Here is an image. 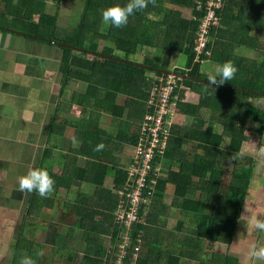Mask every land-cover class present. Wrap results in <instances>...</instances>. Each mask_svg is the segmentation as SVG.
Returning <instances> with one entry per match:
<instances>
[{
  "label": "trees",
  "instance_id": "1",
  "mask_svg": "<svg viewBox=\"0 0 264 264\" xmlns=\"http://www.w3.org/2000/svg\"><path fill=\"white\" fill-rule=\"evenodd\" d=\"M128 2L85 0L79 25L70 33L68 29L57 25L58 15L51 16L44 11H41L38 22L32 20L29 23V28L35 30L31 32L34 38L53 41L51 43L59 44L64 50V78L70 73L74 75L71 79L81 78L89 84L87 91L80 94L77 100L82 114L77 126L81 129L80 135L86 140L79 152L89 157L84 165L94 167V174L87 175L84 170L83 173L73 175L74 179L78 178L75 179L76 183L79 186L88 184L99 190L105 189L106 170L110 164L116 165L113 182L116 194L102 190L107 193L102 202L92 197L96 205L84 202L78 203L81 206H74L73 214L77 221L70 225L66 236L76 239L77 244L76 250L67 248L65 262H75L78 259L77 251L81 249L84 250L82 260L76 261V264H106L110 261L103 235L111 236L110 244H115L118 235L115 212L121 201L118 192L122 190L127 178V172L119 164L120 158L116 153L122 152L127 145L133 148L136 146L145 116L155 111V107L149 104L153 87L160 85V78L171 74L167 61L159 64L160 51L165 49L168 58L172 52L185 57L183 67L177 68L174 73L179 78L176 90L187 88L201 97L197 105L180 103L179 111L181 109L182 113L197 121L204 118L202 108L211 109L214 114L223 112L226 117L220 121L224 125L221 133L216 131L219 122L215 116L209 118L208 123L205 120L194 122L188 127L186 138H183L185 134L179 128L182 133H178L182 139H178L175 146L168 147L161 157L156 158V164L162 162V159L169 163L163 167V176L152 196V207L151 204L144 207L140 213L142 219L136 223V231L142 232L143 236L137 264H159L162 253L169 256L166 264H180L185 256L200 264H241L240 260L231 255H221L224 257L221 259L218 253H212L211 260L206 261L199 240L194 238L173 244L169 242L171 236L167 242H149L146 230L152 228L151 224H158L156 218L160 207L163 206L161 212H166L167 207L162 200L170 186H173L174 202L190 216L193 223L199 227L204 224H224L222 226L229 232L230 238L236 234L257 167V157L243 152L247 140L245 132L250 122L260 123L263 126L261 131L264 129V107L254 104V99L264 97V0H223L224 4L215 10L219 25L212 27L209 42L200 59H197L195 50L198 19L206 15L204 5L209 0H155L154 4L150 0L147 8L129 17L126 26H110L105 30L102 10L116 4L123 6ZM172 7L187 9L189 17ZM151 13L165 14L161 24L166 29L160 33L156 28L158 21L152 22L151 28L155 29L157 35L156 44L160 39L159 48L154 54L145 53L142 61L134 60L143 47H147V42L143 40L145 36L139 31L145 23L151 22ZM59 29H62V34L58 32ZM38 31L44 35L41 36ZM242 48L260 57L255 58L248 53L242 55L239 53ZM207 51H210V55ZM208 60L218 64L232 60L238 71L231 81L215 89V86L207 83V77L201 70L203 63ZM148 72H154L155 77L150 78ZM103 114L118 121L120 132L102 128L100 120ZM90 139L93 142L92 148H88ZM225 140L229 141L227 146H224ZM98 144L104 145L101 151L94 150ZM184 144L189 146L188 149L177 154ZM170 164L180 165L179 171L170 170ZM198 192L200 197L195 199ZM84 199L86 197L79 196L77 201ZM101 217L103 219L99 220ZM145 217L146 222L143 220ZM152 231L155 232V229ZM77 232L83 236L79 238ZM191 232L195 233V230ZM206 233L209 234L208 228ZM142 246H148L151 253L145 254ZM170 246L184 248L185 252L168 250L166 247ZM188 247L191 251H187ZM62 250L63 246L59 251Z\"/></svg>",
  "mask_w": 264,
  "mask_h": 264
},
{
  "label": "crops",
  "instance_id": "2",
  "mask_svg": "<svg viewBox=\"0 0 264 264\" xmlns=\"http://www.w3.org/2000/svg\"><path fill=\"white\" fill-rule=\"evenodd\" d=\"M62 1L57 0L55 9L49 12L48 6L51 3L48 1L42 4L35 3L33 6L28 0H0V15L3 16V20H0V264H19L25 256L32 257L36 264H63L61 255L63 252L59 251L60 255L52 254V248L64 237L63 224L76 223L77 217L72 214L74 206H81L78 203L84 202L96 205L92 197L102 202L107 190L111 191L110 194H116L113 190L115 174L112 175V171L116 172L115 163L110 164L106 170L105 189H102L105 191L94 186L89 187L88 184L79 186L76 183L78 178H75L76 180L73 178V175L83 173L84 170L87 175L94 174V167L84 165L89 157L79 152L86 140L80 135L81 129L77 126L82 116L77 100L80 94L87 91L89 84L81 78L71 79L74 75L70 73L64 78L62 47L51 43L53 41L34 38L30 25L23 19L27 16L35 21L40 18L41 11H44L51 16L58 15L59 26L62 8L57 7ZM29 11H32L33 15L28 13ZM78 84H85V89L79 94L70 92L74 85ZM184 90L185 97L191 99V94L195 92L192 93L187 88ZM69 92L71 96L67 98ZM262 98L264 97L254 99V102L259 99L256 106L264 107ZM184 103L192 104L189 102L181 104ZM76 106L79 110L77 116L74 112ZM107 116L111 118L110 115ZM102 117L100 125L103 129L120 132L119 126L116 128L111 125L105 126ZM253 124L255 123L250 122L247 132L260 135L258 142L262 148L264 129L258 131ZM256 124L261 126L260 123ZM179 138L182 139V135ZM89 144L88 148H92L91 139ZM228 144L229 141L225 140L224 146ZM260 148L259 153L248 154L257 157V167L246 203L253 213L264 214V155L260 154ZM132 153L131 145L116 153L120 158L121 167L126 168L130 164ZM166 164L167 161L164 166ZM41 167L46 168L55 181L52 194L45 199L37 192L31 194L20 192L18 178L26 174L29 168ZM79 196L86 199L77 201ZM199 197L200 192L195 195V199ZM165 206L169 214L176 208L181 217L178 218L176 215L173 217L178 219V223L170 230L164 228L165 224H151L155 232L152 228L146 230L149 242H167L171 236L169 242L172 244L182 241L184 243L199 236L198 243L206 256L212 253H226L240 260L241 264H262L250 257L249 249L252 244L264 243V232L250 225L247 217H240L236 234L230 238L229 232L222 226L224 224H204L199 227L193 223L174 199L173 203ZM158 218L156 220H159ZM101 219L103 217L99 220ZM181 222L185 224H180ZM206 228L209 234L206 233ZM191 230H195V233ZM67 233H64L65 237ZM79 233L78 237L81 235ZM110 237L103 235L105 244L110 242ZM34 240L40 246H31ZM166 248L184 251V248L174 246ZM39 251H43L44 254L38 258L36 254ZM145 251V254L148 253L150 248L147 246ZM187 251H191V248L188 247ZM78 254L81 253L77 251L76 258ZM203 254L200 250V255ZM168 259L169 256L163 253L159 264L168 263ZM185 261L200 264L186 256L182 257L180 264L183 262L186 264Z\"/></svg>",
  "mask_w": 264,
  "mask_h": 264
},
{
  "label": "built area",
  "instance_id": "3",
  "mask_svg": "<svg viewBox=\"0 0 264 264\" xmlns=\"http://www.w3.org/2000/svg\"><path fill=\"white\" fill-rule=\"evenodd\" d=\"M223 0H209L204 5L207 11L199 21L198 34L206 40L202 46H196L197 59L205 52L208 37L212 27L219 25L216 9L223 5ZM201 8V5L198 9ZM200 48V49H199ZM210 55V51H207ZM179 78L175 74L159 79L160 85L153 87L149 104L155 107L153 114L147 113L141 126L140 135L134 155L127 166V178L122 190L118 193L121 201L115 212L117 238L114 245L108 244L110 261L106 264H137L142 245V232H137V224L141 221V210L150 206L152 196L160 178L163 176L162 162L156 164V158L161 157L169 147L173 125L169 122L171 107L180 104L179 93L176 90ZM156 97V100H155ZM152 100V103L150 101ZM149 117V118H148Z\"/></svg>",
  "mask_w": 264,
  "mask_h": 264
},
{
  "label": "rangeland",
  "instance_id": "4",
  "mask_svg": "<svg viewBox=\"0 0 264 264\" xmlns=\"http://www.w3.org/2000/svg\"><path fill=\"white\" fill-rule=\"evenodd\" d=\"M28 1L33 6H34L35 3H41L42 4V3L48 1L49 4L51 3V5L48 6V11L49 12H51L52 10H54L55 9V6L57 5V3H56L57 0H28ZM84 5H85V0H63L62 1V4L59 3V8H62V15L60 17L59 27L61 26V28L68 29L67 30L68 33L72 32V31H75V29L79 25L80 16H81V13H82V11L84 9ZM165 5L168 6V7H171L168 3H165ZM172 8L175 9V10H178V11H180L182 9V8H178V7H172ZM181 12L183 13V16H185L187 18L189 17V11L187 9H183V10H181ZM28 13H30L31 15H33V12L32 11H29ZM164 17H165V14L164 13L163 14H159V15H156L155 13H151V15H150L151 22L148 21L147 23H145L144 28L141 31H139V32H141V34L143 36H145L143 38V40H145L147 42V47H143L142 51L138 54L139 56H135L134 57V60H140V61H142L143 60V57L142 56L145 53L147 55H149V54H154V53L157 52V50L159 48V44H160V39L157 41V44H156V38H157L156 31H155V29H152L151 26L153 25L152 22L158 21V23L156 25V28H158V30H159L160 33H163L164 28L166 29V26H164V25L161 24V21L164 19ZM23 19H24V22L27 25H29V23L32 21L31 17L29 19L27 16H24ZM0 20H3V16H1V15H0ZM35 21L38 22L39 19H35ZM11 24H12V22H11ZM103 27H104L105 30H108L110 26H105L103 24ZM32 31H35V30L32 29ZM58 32L60 34L63 33L62 29H59ZM210 32H211V30H210ZM38 33L41 36L44 35L40 31H38ZM198 37H199V39L196 41V46H202L203 42H205L206 39L204 37H202L200 34H198ZM207 39H208V42H209V37ZM148 44H154V46H151V45H148ZM166 52L167 51L165 49H162L160 51V54H159V64H162L164 61H167L168 70L171 72V74H174L175 73V70L177 68L183 67L184 62H185V57L183 55H180V54L176 53V52H172L170 54L169 58H168L166 56ZM239 53L242 54V55H244V54H247L248 53V50L242 48V49L239 50ZM248 54H250V53H248ZM250 55L252 57H255V58L256 57H260L259 54L256 55L255 53H251ZM217 65H218V63L217 62H214L213 60L204 62L203 65H202V68H201L202 73L207 77L210 72H214V69H215V67ZM155 75L156 74L154 72H148V76L150 78H154ZM140 83H141V81H139V84ZM84 89H85V84H78V85H74L73 89H71L70 92L73 91L76 94H79V92L83 91ZM70 92L68 93L67 98L71 96V93ZM184 92H185V90L182 89V90H180V93H179V98H180L181 103L182 102H189V103H192L193 105L199 104V102L201 100L200 95H198L197 93L195 94L194 92H192L194 94H191V99L190 98L188 99V98L185 97V93ZM122 100L125 101V98H122ZM258 100L259 99H257L254 102L255 105H257V101ZM261 101L264 102V98H262ZM150 103H152V100L150 101ZM170 109L172 111V114H171V116L168 119H169V122L173 125V129H172V132H171V139H170L169 147L172 146L173 144H177L179 142V140H180L179 135L182 132H183V134H185V137H183V138H186L188 136V133H189L188 127L191 126L194 122H199V121H203L204 122V120H205V122L208 123L209 118H211L212 116H215V118L219 122V123H217L216 131L218 133H221L222 130H223V126L224 125H223V123L221 124V122H220L221 120L225 119V117H226L223 112H220L219 111L218 113L214 114L211 111V109L207 110V108H202V111L201 112H202V114H204V118H201V119H199L197 121L196 118H193V117L190 118V116H186L184 113H181V109L179 111V105H178V103H177L176 106L173 105ZM74 112H75L76 116H77V114H79L78 107H77V109ZM75 119L76 118H72V120H75ZM102 122H103V124L105 126L111 125L114 128H116V127L119 126V123H118L117 120H115L112 116H111V118H109L106 114L103 115ZM253 125H254V127H257L258 128V131L261 130V126L260 125H258L256 123L253 124ZM179 128L182 129V132H179ZM245 134L247 136V140L244 143L243 152L245 154H251V155H255L256 153H259L258 150H259L260 147H259L258 139H259L260 135H255V134H252V133L248 134V132H245ZM186 149H188V146L184 144L182 146V149L181 150H179V151L177 150L178 151L177 154H181V151H185ZM133 155H134V148H133V153L131 155V159H132ZM162 160H163L162 161V165H163V167H165L164 164H165V161L166 160L165 159H162ZM167 163H169V162L167 161ZM179 166L180 165H176V164L171 165L170 164V166H168V168L170 170L173 169V170L179 171V168H180ZM125 171H127L126 168H125ZM114 174H115V171H112V175H114ZM169 189H172V190H170L168 192V194L165 196V198L162 200L165 205H170L171 203H173V199H174V188H173V186H170ZM197 194H199V192ZM151 207H152V204H151ZM151 207L150 208H147V212H145L146 215L148 214V212L151 209ZM161 208L162 207H160V210H161ZM160 210L158 211V215H159V218H158L159 220H157L158 221V224H165V227L164 228L167 227L168 230L175 228L176 224L178 223V219H175L173 217L175 215L178 218L181 217L178 214V210L176 208H174V209L171 210V213L170 214L168 212H164L163 213ZM143 220L146 222L147 221L146 217L143 218ZM69 225H71V224H63V236L64 237H63L62 240L60 239V242H58L56 245H53V248H52V254L57 253V254L60 255L59 249L61 248V246H63V250L61 251V252H63V253H61L62 258L64 260L63 264H66L65 258L67 256V248L74 249V248H76V244H77L76 239H74V238L72 239L69 236L65 237V234L64 233H66V232L69 231ZM145 225H148V224H145ZM78 233L79 232H77V234ZM79 235H80L79 238H81L83 236L82 233H79ZM195 240L196 241L200 240V237L197 236L195 238ZM106 243H107V241H106ZM67 244H69V246H67ZM31 246H40V244L38 242L36 243V241L34 240V242L32 241V245ZM142 248H143V252H146L145 251L146 250V247L144 248L142 246ZM79 253H81V254H78V256H77L78 259L75 260V262L78 261V260H82V256H83L84 250L81 249V251H79ZM47 255H51V254H47ZM221 255H228V254H226V253H221L220 254L221 259H224V257L221 256ZM38 258H39V256H38ZM204 259L206 261H210L211 260V255H207L206 256L204 254ZM75 262H72V264H76ZM185 263L186 264H192V263H189L188 261H185ZM58 264H62V263H58ZM182 264H184V262ZM194 264H197V263L194 262Z\"/></svg>",
  "mask_w": 264,
  "mask_h": 264
},
{
  "label": "clouds",
  "instance_id": "5",
  "mask_svg": "<svg viewBox=\"0 0 264 264\" xmlns=\"http://www.w3.org/2000/svg\"><path fill=\"white\" fill-rule=\"evenodd\" d=\"M150 0H129L126 5H112L102 10V22L105 26L120 28L126 26L129 17L135 12L148 7ZM154 4L155 0H151ZM238 69L232 60H228L222 64H218L214 72H210L207 76V83L214 87H219L225 82L231 81ZM103 144H98L95 151H101ZM260 154L264 155V147L260 148ZM126 172V171H125ZM19 191L22 193L37 192L41 198H48L54 191L55 181L50 176L46 168H29L26 174L18 178ZM248 218V223L256 229L264 232V214L253 213L247 203L244 204V212L241 214ZM43 251L37 252V256H43ZM251 258L258 260L264 264V243L252 244L249 249ZM19 264H36V261L30 257H23Z\"/></svg>",
  "mask_w": 264,
  "mask_h": 264
}]
</instances>
